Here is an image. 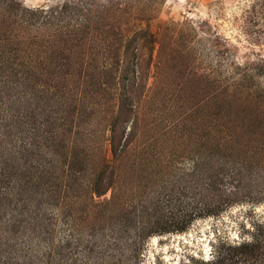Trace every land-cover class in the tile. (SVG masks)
<instances>
[{"label":"rangeland","instance_id":"obj_1","mask_svg":"<svg viewBox=\"0 0 264 264\" xmlns=\"http://www.w3.org/2000/svg\"><path fill=\"white\" fill-rule=\"evenodd\" d=\"M76 6L83 13L70 23L23 21L36 11L59 16ZM0 45V84L8 81L11 99L35 96L41 74L70 76L68 86L83 96L109 88L117 94L89 100L93 113H85L88 100L81 96L59 105L68 119L61 130L67 149L95 138L96 161L110 160L115 189L139 186L148 202H189V190L217 180L228 186V173L242 170L249 195L263 198L251 210L264 217V0H1ZM100 76L107 86L94 87ZM132 80L136 95L129 91ZM114 128L118 140L125 130L116 154ZM249 210L234 206L196 218L185 232L141 241L137 220L118 234L126 220L116 210L105 222L76 220L69 232L59 222L54 244L69 241L67 264H201L212 259L220 239H241ZM53 264L66 263L55 257Z\"/></svg>","mask_w":264,"mask_h":264},{"label":"trees","instance_id":"obj_2","mask_svg":"<svg viewBox=\"0 0 264 264\" xmlns=\"http://www.w3.org/2000/svg\"><path fill=\"white\" fill-rule=\"evenodd\" d=\"M6 8L8 11L13 9L11 5ZM82 13L80 6L65 8L59 16L53 13L44 16L42 11H36L23 21L34 26L44 19L46 21L42 25L52 27L70 23ZM4 47L0 45V50ZM55 75L41 74L38 92L35 96L29 94L28 98L11 99L8 81L0 84V264H53L55 257L67 264L69 241L61 240L62 245L54 244L59 222L69 232L76 220L105 222L118 215L117 210L126 220L118 234L127 232V222L137 220L139 228L136 237L141 241L153 233L185 232L198 217L220 216L243 204L250 207L246 212L250 226L241 225V239L234 242L220 239L212 259L200 263L264 264V217L251 210L256 203L252 201L259 204L263 198L254 200L249 195L251 189L244 185L245 172L233 170L228 173V186L223 180H217L211 185L206 184L205 189L199 192L189 190L186 192L192 196L191 200L188 198L189 202H148L140 194L139 186L132 190L125 186L122 193V188H114L117 176L106 155L96 161L101 152L96 147V139L88 137L85 141L76 142V148L81 149L70 151L61 131L68 126L61 106L68 107V103L81 96L80 100H88L85 113H93L94 107L90 106L89 100L99 97L103 101L107 96L117 94L109 88L101 94L89 90L87 96H83L79 88L68 86V81H72L70 76ZM96 79L94 87L96 84H100V88L107 86L104 76ZM136 80H132L129 88L134 95L138 93L135 83L140 84L141 78ZM131 132H135V127L130 129L128 136ZM116 133L114 128L110 141L114 154L125 130L119 140ZM109 190L113 191L109 200L99 203L95 200V195L101 197ZM196 198H199L198 202ZM205 199L210 201L204 202ZM175 210L182 215H174ZM170 221L171 224H168ZM161 223L164 225L161 226ZM68 236L71 237L66 234V239ZM90 238L93 239L92 236ZM36 246H42L44 252L35 249ZM92 246L96 247V244ZM92 253L94 250L90 248L89 255Z\"/></svg>","mask_w":264,"mask_h":264},{"label":"clouds","instance_id":"obj_3","mask_svg":"<svg viewBox=\"0 0 264 264\" xmlns=\"http://www.w3.org/2000/svg\"><path fill=\"white\" fill-rule=\"evenodd\" d=\"M25 3L30 5L31 4V0H25Z\"/></svg>","mask_w":264,"mask_h":264}]
</instances>
